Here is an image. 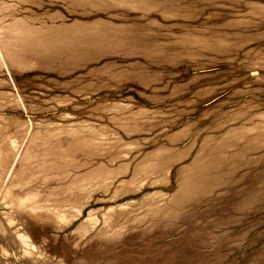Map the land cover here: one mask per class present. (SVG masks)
Masks as SVG:
<instances>
[{
  "label": "rangeland",
  "instance_id": "rangeland-1",
  "mask_svg": "<svg viewBox=\"0 0 264 264\" xmlns=\"http://www.w3.org/2000/svg\"><path fill=\"white\" fill-rule=\"evenodd\" d=\"M0 264H264V0H0Z\"/></svg>",
  "mask_w": 264,
  "mask_h": 264
}]
</instances>
